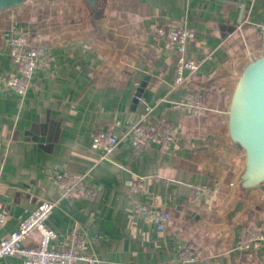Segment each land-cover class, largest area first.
Here are the masks:
<instances>
[{"label":"crops","instance_id":"crops-1","mask_svg":"<svg viewBox=\"0 0 264 264\" xmlns=\"http://www.w3.org/2000/svg\"><path fill=\"white\" fill-rule=\"evenodd\" d=\"M100 24H90L80 0L0 12V73L15 70L11 31L45 54L24 97L0 85V238L47 200L55 203L50 247L64 250L76 229L92 264H264V185L241 192L244 158L227 129L243 67L264 56V0H105ZM175 27L194 32L185 58L197 66L178 87L175 51L156 35ZM146 76L133 123L161 138L175 130L168 148L131 145L129 109ZM196 103L202 114L188 106ZM99 133L118 141L104 160L91 147ZM56 172L81 180L92 197H63ZM153 200L170 215L162 232L133 211Z\"/></svg>","mask_w":264,"mask_h":264},{"label":"built area","instance_id":"built-area-1","mask_svg":"<svg viewBox=\"0 0 264 264\" xmlns=\"http://www.w3.org/2000/svg\"><path fill=\"white\" fill-rule=\"evenodd\" d=\"M258 28L264 35V24L259 25ZM156 35L167 40L175 51L173 85L174 87L181 86L187 79L185 72L192 75L197 70V66L185 58L186 47L194 39L195 34L186 27H175L157 28ZM6 49L15 70L11 74L0 73V85L4 89L24 97L31 86L34 72L45 54L31 43L25 33L17 31H11L8 35ZM188 106L196 109L198 114L203 113L204 109L197 103ZM149 111L150 109L145 107V112ZM130 134L131 145L135 149L141 148L150 140L168 148L173 143L175 130H167L161 138L156 137L153 128H149L141 122H132ZM117 142L114 134L99 133L93 136L91 147L101 150L100 160H104L115 149ZM53 181L62 192L63 197L90 199L93 195V191L81 180L67 181L64 173H54ZM54 206L55 203L51 201H41L32 213L20 221L16 230L11 231L6 237L0 238V259L18 257L21 259V264H77L79 261L92 264L94 260L81 253L85 241L79 237L76 229L67 235V247L64 250L50 247V242L56 238V234L47 227L46 222ZM133 211L151 223L158 232L164 231L170 219L169 213L155 200L149 204H137ZM6 220L7 211L0 203V228ZM260 240L264 242V236H261Z\"/></svg>","mask_w":264,"mask_h":264},{"label":"water","instance_id":"water-1","mask_svg":"<svg viewBox=\"0 0 264 264\" xmlns=\"http://www.w3.org/2000/svg\"><path fill=\"white\" fill-rule=\"evenodd\" d=\"M29 0H0V12L19 7ZM92 26L101 28L105 0H80ZM148 78L137 87L130 105L129 123ZM227 129L231 150L244 158L239 175L242 193L264 185V56L245 64L234 88L228 108Z\"/></svg>","mask_w":264,"mask_h":264}]
</instances>
